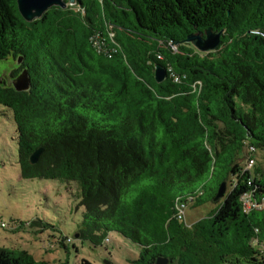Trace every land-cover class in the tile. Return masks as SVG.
<instances>
[{"label": "trees", "instance_id": "16d2710c", "mask_svg": "<svg viewBox=\"0 0 264 264\" xmlns=\"http://www.w3.org/2000/svg\"><path fill=\"white\" fill-rule=\"evenodd\" d=\"M208 29L222 32L216 50L187 42ZM11 56L31 77L26 91L0 84L21 176L76 184L80 238L119 233L140 247L129 264H264V208L242 202L264 197V172L240 162L264 150V0H77L32 22L0 0V60ZM223 181L224 202L188 227L179 206L215 200ZM0 264L53 263L0 247Z\"/></svg>", "mask_w": 264, "mask_h": 264}, {"label": "rangeland", "instance_id": "374dc122", "mask_svg": "<svg viewBox=\"0 0 264 264\" xmlns=\"http://www.w3.org/2000/svg\"><path fill=\"white\" fill-rule=\"evenodd\" d=\"M22 71L16 58L0 60V78L5 82L17 78ZM16 136L12 111L0 104V247L24 249L37 260L53 264H78L83 258L94 264H106L109 257L115 264H129L136 259L140 247L117 232L109 233L110 240L98 246L78 236L85 212L78 187L74 182L68 184L62 180L23 178ZM255 158L256 166L264 172V150L259 149ZM240 162L244 166L247 157ZM217 182L216 178L209 181L206 196ZM222 202L224 198L221 202L189 203L184 219L186 225L191 227L210 217ZM63 235L72 237L73 242L63 241ZM167 264L177 262L169 260Z\"/></svg>", "mask_w": 264, "mask_h": 264}, {"label": "water", "instance_id": "95a60500", "mask_svg": "<svg viewBox=\"0 0 264 264\" xmlns=\"http://www.w3.org/2000/svg\"><path fill=\"white\" fill-rule=\"evenodd\" d=\"M17 3L18 9L23 18L28 22H32L35 19L41 18L43 14L53 6L66 7L68 4L75 5L77 4V0H17ZM221 34L222 32L214 33L211 29H208L205 37L202 33L191 34L188 36L187 42L192 43L202 52H210L216 50L220 46ZM23 60V57H18L17 66H20ZM155 78L157 82H163L167 78L166 68L157 64L155 67ZM0 84L3 86L14 87L17 91H26L31 87V77L28 69L25 68L20 76L8 79V82H5L0 78ZM43 150L44 147H41L32 154L30 159L32 163L38 161ZM226 192L227 181H223L219 187L215 200L217 201L224 198ZM168 261V258L159 257L157 264H167Z\"/></svg>", "mask_w": 264, "mask_h": 264}, {"label": "built area", "instance_id": "2783aa9c", "mask_svg": "<svg viewBox=\"0 0 264 264\" xmlns=\"http://www.w3.org/2000/svg\"><path fill=\"white\" fill-rule=\"evenodd\" d=\"M251 151H254L252 149ZM247 157V162L243 167V173L250 171H253V168L256 166V158L253 155L246 156ZM253 179L250 178L248 181L249 185H252ZM254 191H247L242 195V202H243V209L245 213H251L253 211H261L264 208V197L259 198V197H254L253 196ZM186 208L187 206L185 204H181L179 206V217L182 219L186 218ZM263 251H264V246H263Z\"/></svg>", "mask_w": 264, "mask_h": 264}]
</instances>
